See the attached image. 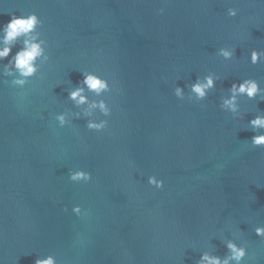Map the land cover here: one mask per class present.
<instances>
[{
	"label": "water",
	"instance_id": "obj_1",
	"mask_svg": "<svg viewBox=\"0 0 264 264\" xmlns=\"http://www.w3.org/2000/svg\"><path fill=\"white\" fill-rule=\"evenodd\" d=\"M32 12L50 60L22 88L0 76V264L41 254L58 264H196L204 250L225 255L234 231L248 246L244 264H264L255 234L264 147L251 146L247 123L264 100L241 97L243 119L219 106L233 81L264 87V62L249 58L264 50V2L0 0V25ZM225 46L236 48L232 60L217 55ZM84 71L112 84L103 95L111 115L97 113L109 120L102 131L82 115L64 127L55 119L82 112L67 97ZM210 72L220 79L205 100L175 96ZM78 168L92 180H70Z\"/></svg>",
	"mask_w": 264,
	"mask_h": 264
},
{
	"label": "clouds",
	"instance_id": "obj_2",
	"mask_svg": "<svg viewBox=\"0 0 264 264\" xmlns=\"http://www.w3.org/2000/svg\"><path fill=\"white\" fill-rule=\"evenodd\" d=\"M162 11L163 9H161ZM238 12L237 7L228 9V15L231 17L237 16ZM42 24L40 16L36 12H32L27 15L11 13L10 19L0 25V66H2L0 76L10 77V83L13 86L22 88L28 84L30 78L36 76L42 65L50 60L47 41L42 38V33L38 30ZM14 48L16 50L13 54ZM235 53V47L225 46L218 49L217 55L229 61L236 56ZM249 58L252 64L264 62V50L253 48ZM4 61L7 62L4 63ZM82 76L79 85L73 87L67 97L77 108H82V112H59L55 115V119L61 127H64L72 124L71 118H80L82 115L86 118L88 129L102 131L108 126L109 120L97 118V113L103 117L111 115L112 108L103 95L112 90V84L95 71H84ZM219 79L220 77L215 72H210L207 75L196 77L188 85H176L174 94L181 100L187 98L188 100L203 101L208 97L210 90L216 87ZM89 93L94 94L97 98H92ZM241 97H247L250 100L259 97L264 100V87H261V82L258 79L252 77L233 81L230 88L227 89V94L221 97L219 106L223 111L231 113L235 119H243L245 113L241 110ZM247 123L254 133L250 140L251 146L264 147V112H257ZM74 131H77L78 134V130L74 129ZM92 178V173L83 168L72 169L69 173V179L74 182L87 183ZM148 183L158 189L164 187V180L156 175L149 176ZM72 211L78 216L85 212L79 204L75 205ZM255 234L264 237V224L255 227ZM240 239L241 232L234 231L232 238L224 239V246L227 249L225 255L221 256L211 250H204L200 253L196 264H244L245 258L248 256V246L246 242H238ZM34 264H58V261L53 254H41L36 256Z\"/></svg>",
	"mask_w": 264,
	"mask_h": 264
}]
</instances>
